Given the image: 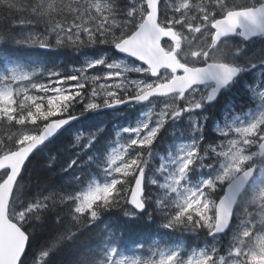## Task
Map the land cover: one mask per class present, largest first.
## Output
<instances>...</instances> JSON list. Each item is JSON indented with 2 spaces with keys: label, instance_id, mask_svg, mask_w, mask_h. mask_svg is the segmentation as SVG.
<instances>
[{
  "label": "snow or ice",
  "instance_id": "6c2138e0",
  "mask_svg": "<svg viewBox=\"0 0 264 264\" xmlns=\"http://www.w3.org/2000/svg\"><path fill=\"white\" fill-rule=\"evenodd\" d=\"M234 90L242 102L210 121ZM109 109L138 115L57 145ZM45 152L64 183L32 193ZM113 217L159 233L128 241ZM94 229L70 264H264V0H0V264H52Z\"/></svg>",
  "mask_w": 264,
  "mask_h": 264
},
{
  "label": "trees",
  "instance_id": "16d2710c",
  "mask_svg": "<svg viewBox=\"0 0 264 264\" xmlns=\"http://www.w3.org/2000/svg\"><path fill=\"white\" fill-rule=\"evenodd\" d=\"M12 54L24 61L31 60H40L42 63L47 64V66H59L67 69L71 65H75L83 61V57H76L72 52L61 50V51H52L45 49H12ZM236 93V94H235ZM225 98L228 101L242 102L241 93L238 90H234L230 94L222 96L220 99V106L214 109L216 112V117L222 104L225 103ZM222 100V101H221ZM115 110H104L98 113H89L85 117H81L80 121H75L73 127L75 131L70 133H63L60 136V139L57 140V145L66 144L69 136H74L77 131L84 132L87 134L88 131H95L96 125L105 127L106 130H112L114 135V125H123L129 122L134 121L138 113H135L134 110L122 109L123 115L117 116L114 114ZM212 120V119H211ZM178 135V133H177ZM172 139L171 135L165 136L163 143L161 144L160 151L163 153L166 149L167 143ZM48 153H42L33 159L32 164L29 168V175L27 180L31 186V192L36 193L40 191H45L50 188L59 187L64 183L62 174L58 172H53L45 166V160ZM109 223L117 224L125 232V238L128 241L135 239H147L149 237L155 236L159 233L158 224L149 221H137L135 223H124L122 219L113 217ZM39 228V222H37ZM100 229H94L92 231H85L81 234L80 239L76 242L75 245H66L61 247V249L53 256L52 264H70V262L80 259L81 255L89 246H93L96 239V232ZM53 227L52 221L49 219L48 227L40 232L41 240H49L53 236ZM169 239V237H165ZM172 240L177 238L173 237ZM171 242V240H170ZM181 243H184L190 247L199 246L203 244V238L195 237H185L180 240Z\"/></svg>",
  "mask_w": 264,
  "mask_h": 264
},
{
  "label": "flooded vegetation",
  "instance_id": "af4514ba",
  "mask_svg": "<svg viewBox=\"0 0 264 264\" xmlns=\"http://www.w3.org/2000/svg\"><path fill=\"white\" fill-rule=\"evenodd\" d=\"M228 94H230V93H228ZM225 95H227V94H225ZM224 95V96H225ZM222 100H224L225 101V103L224 104H222V107L225 105V104H227V103H229L230 101H228V100H226L225 98H223ZM221 100V101H222ZM221 104L219 103V106H220ZM212 112L210 113H207V115H209L210 114V116H209V118H210V121H211V119H214V118H216L217 116H219L220 115V112H219V114L216 116V117H214L216 114V112L214 111V109L213 110H211ZM211 115H213V116H211ZM173 131H175V129H170L169 130V135H171V133L173 132Z\"/></svg>",
  "mask_w": 264,
  "mask_h": 264
},
{
  "label": "bare ground",
  "instance_id": "6f19581e",
  "mask_svg": "<svg viewBox=\"0 0 264 264\" xmlns=\"http://www.w3.org/2000/svg\"><path fill=\"white\" fill-rule=\"evenodd\" d=\"M239 91V90H238ZM236 94V93H235ZM212 111H210V113H211ZM217 112V111H216ZM216 114V113H215ZM209 116H210V114H209ZM211 116H213V115H211Z\"/></svg>",
  "mask_w": 264,
  "mask_h": 264
},
{
  "label": "water",
  "instance_id": "95a60500",
  "mask_svg": "<svg viewBox=\"0 0 264 264\" xmlns=\"http://www.w3.org/2000/svg\"><path fill=\"white\" fill-rule=\"evenodd\" d=\"M109 110H111V109H109ZM74 122H75V121H74ZM74 122H73V123H74Z\"/></svg>",
  "mask_w": 264,
  "mask_h": 264
}]
</instances>
